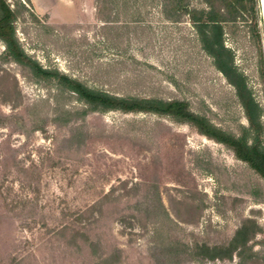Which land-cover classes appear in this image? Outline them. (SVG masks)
<instances>
[{"label": "rangeland", "instance_id": "obj_1", "mask_svg": "<svg viewBox=\"0 0 264 264\" xmlns=\"http://www.w3.org/2000/svg\"><path fill=\"white\" fill-rule=\"evenodd\" d=\"M21 1L17 34L45 67L117 95L188 100L234 132L247 124L192 24L169 20L160 0H116L108 23L97 0ZM226 43L262 100L254 52L242 36ZM15 81L13 109L3 90ZM64 107L82 103L0 61V119L21 117L0 126V264H96L97 254H114V264H238L198 261L189 247L228 243L248 217L263 228L251 246L264 264V179L231 149L169 117L111 110L70 119ZM76 232L78 247L69 241Z\"/></svg>", "mask_w": 264, "mask_h": 264}, {"label": "trees", "instance_id": "obj_2", "mask_svg": "<svg viewBox=\"0 0 264 264\" xmlns=\"http://www.w3.org/2000/svg\"><path fill=\"white\" fill-rule=\"evenodd\" d=\"M31 3V0H26ZM116 0H97L98 14L104 22L113 21V3ZM198 6L194 0H160L165 16L172 21L181 22L186 18L194 27L202 49L213 59L217 70L236 91L238 101L243 108L247 124H240L237 132L216 125L209 117L192 109L185 99H162L157 97H139L117 95L108 91L92 88L58 68L45 67L29 54L17 34V21L26 7L25 2L17 1L12 5L9 0H0V40L5 49L0 54L2 63H15L24 76L38 82H53L59 89L73 93L82 103V107L63 108L70 119L86 117L91 113L119 110L125 113L156 114L169 117L176 122L189 125L196 133L231 149L235 157L253 169L264 179V97L257 98L249 84L245 70L236 61V48L227 45V38L234 44L242 36L246 45L254 52L255 72L261 84L264 96V21L260 16L258 0H200ZM34 15V14H32ZM37 19V16H33ZM7 80V76H1ZM5 86L3 102L18 106L20 91ZM16 113L0 119V126L6 119L17 120ZM21 119V117H20ZM33 130L43 129L33 121ZM76 134L71 140L76 139ZM64 227L60 232H66ZM263 231L255 217H248L235 231L226 244L210 245L196 243L189 247L192 258L198 261L233 260L239 257L238 264H254L257 254L253 252L251 242ZM80 232L72 234L70 243L78 247ZM88 240L85 233H81ZM81 238V239H83ZM93 253L97 243L90 240ZM114 254H97L96 264H114Z\"/></svg>", "mask_w": 264, "mask_h": 264}, {"label": "bare ground", "instance_id": "obj_3", "mask_svg": "<svg viewBox=\"0 0 264 264\" xmlns=\"http://www.w3.org/2000/svg\"><path fill=\"white\" fill-rule=\"evenodd\" d=\"M262 3H263V1H262ZM264 5V4H263ZM263 9V8H262ZM264 10V9H263ZM263 12V11H262Z\"/></svg>", "mask_w": 264, "mask_h": 264}]
</instances>
